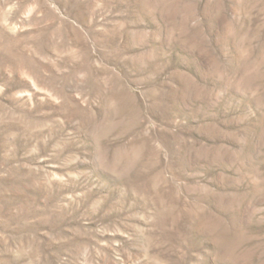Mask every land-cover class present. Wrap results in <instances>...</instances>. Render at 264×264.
I'll list each match as a JSON object with an SVG mask.
<instances>
[{
  "label": "rangeland",
  "instance_id": "obj_1",
  "mask_svg": "<svg viewBox=\"0 0 264 264\" xmlns=\"http://www.w3.org/2000/svg\"><path fill=\"white\" fill-rule=\"evenodd\" d=\"M0 264H264V0H0Z\"/></svg>",
  "mask_w": 264,
  "mask_h": 264
}]
</instances>
